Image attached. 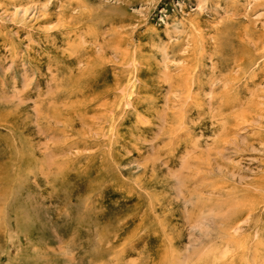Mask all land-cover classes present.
Listing matches in <instances>:
<instances>
[{"label":"rangeland","instance_id":"374dc122","mask_svg":"<svg viewBox=\"0 0 264 264\" xmlns=\"http://www.w3.org/2000/svg\"><path fill=\"white\" fill-rule=\"evenodd\" d=\"M0 264H264V0H0Z\"/></svg>","mask_w":264,"mask_h":264},{"label":"bare ground","instance_id":"6f19581e","mask_svg":"<svg viewBox=\"0 0 264 264\" xmlns=\"http://www.w3.org/2000/svg\"><path fill=\"white\" fill-rule=\"evenodd\" d=\"M120 37V36H119Z\"/></svg>","mask_w":264,"mask_h":264}]
</instances>
